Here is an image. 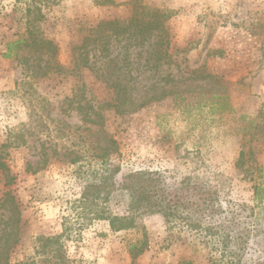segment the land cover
<instances>
[{
	"label": "rangeland",
	"instance_id": "obj_1",
	"mask_svg": "<svg viewBox=\"0 0 264 264\" xmlns=\"http://www.w3.org/2000/svg\"><path fill=\"white\" fill-rule=\"evenodd\" d=\"M129 1L62 0L45 9L41 27L58 45L60 63L72 65L71 48L91 24L129 18ZM141 2L171 12L169 56L153 67L154 59L146 64L147 46L114 44L132 111L102 109L104 124L97 125L83 121L75 97L84 95V102L101 110L113 100L112 90L91 69L28 77L17 59L4 57L6 44L25 32V3L0 0V159L7 165L0 169V244L9 245L14 233L13 263L55 264L35 253L37 238L62 232L89 170L112 161L124 173L159 170L169 187L189 174L216 186L223 216L234 214L219 219L231 232L230 248L222 244L224 233L212 242L170 227L160 214H146L129 230L112 231L104 220L83 225L79 233L74 228L64 240L70 264H264V201L259 206L253 199V185L264 180V143L247 142L249 122L264 109V0ZM218 95L227 98L224 109ZM242 149L247 156L239 167ZM125 201L116 194L111 208L123 212ZM141 239L145 250L133 259L130 244Z\"/></svg>",
	"mask_w": 264,
	"mask_h": 264
},
{
	"label": "trees",
	"instance_id": "obj_2",
	"mask_svg": "<svg viewBox=\"0 0 264 264\" xmlns=\"http://www.w3.org/2000/svg\"><path fill=\"white\" fill-rule=\"evenodd\" d=\"M23 1L26 6L25 32L6 44L4 57L17 59L30 78L46 77L52 73L81 74L85 69L94 71L97 79L112 90L113 100L105 101L99 106L101 110H98L93 104L83 101L84 95L75 97L77 99L74 108L81 113L86 123L104 124L102 109H112L120 114L132 111L130 85L126 75L122 74L119 53L112 55L114 44L129 40L133 46H147L146 64H150L154 59L153 67H157L164 57L169 56L170 41L166 22L171 17V12L148 6L141 0H131L127 2L132 11L129 18L103 19L91 24L82 39L72 46L73 63L67 68L59 61L58 45L54 40L46 37L41 27V23L46 19L45 9L59 4L62 0ZM95 2L99 5L116 4L115 0H95ZM261 27L263 28L264 25L262 24ZM260 36L264 38V32H261ZM215 52L222 53L220 50ZM204 77L217 78L211 73H205ZM218 97L221 100L219 105L224 109L228 105L227 98L225 95ZM249 124L251 136L247 142L264 143V109L260 111L258 118ZM253 146H250L251 155H254ZM112 147L113 145L105 147L103 157L108 155ZM246 156L245 149H242L237 166L244 167ZM105 162L100 168L89 170L90 177H87L80 196L72 202L74 216L63 217L62 232L37 238L35 253L44 261L70 264L71 258L64 240L72 236L74 228L76 233H79L83 225L95 220H104L108 222L112 231L129 230L136 227L138 220L146 214H160L170 227L205 234L204 238H209L212 242L224 233L222 244L227 250L230 248L231 232H227L226 224L219 219L224 217L230 220L234 218V214L223 216L224 207L216 186L197 174H189L169 187L159 170L138 169L124 173L120 164ZM0 169L4 171L7 169L6 163L1 159ZM253 189V199L260 206L264 201V180L253 185ZM116 194L125 196L123 212H115L111 208ZM4 202L5 199L2 203ZM12 208L16 217V213L19 214L18 207L13 205ZM75 218L76 220L72 221ZM84 219L86 223L83 222ZM13 234H9V245L0 244V264H26L22 261L13 263L11 260L10 250L18 243V239L13 237ZM146 244L145 239L130 244L129 250L133 259L144 252ZM181 264H193V262L183 261Z\"/></svg>",
	"mask_w": 264,
	"mask_h": 264
}]
</instances>
